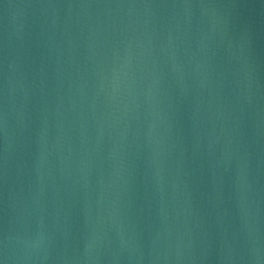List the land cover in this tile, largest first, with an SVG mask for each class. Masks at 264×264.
Returning a JSON list of instances; mask_svg holds the SVG:
<instances>
[{
  "label": "water",
  "instance_id": "1",
  "mask_svg": "<svg viewBox=\"0 0 264 264\" xmlns=\"http://www.w3.org/2000/svg\"><path fill=\"white\" fill-rule=\"evenodd\" d=\"M5 264H264V0H0Z\"/></svg>",
  "mask_w": 264,
  "mask_h": 264
},
{
  "label": "clouds",
  "instance_id": "2",
  "mask_svg": "<svg viewBox=\"0 0 264 264\" xmlns=\"http://www.w3.org/2000/svg\"><path fill=\"white\" fill-rule=\"evenodd\" d=\"M0 264H5V261L0 259Z\"/></svg>",
  "mask_w": 264,
  "mask_h": 264
}]
</instances>
